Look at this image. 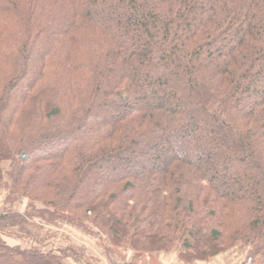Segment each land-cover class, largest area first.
<instances>
[{"label":"trees","instance_id":"16d2710c","mask_svg":"<svg viewBox=\"0 0 264 264\" xmlns=\"http://www.w3.org/2000/svg\"><path fill=\"white\" fill-rule=\"evenodd\" d=\"M0 190V230L264 264V0H0Z\"/></svg>","mask_w":264,"mask_h":264},{"label":"crops","instance_id":"0c3cea01","mask_svg":"<svg viewBox=\"0 0 264 264\" xmlns=\"http://www.w3.org/2000/svg\"><path fill=\"white\" fill-rule=\"evenodd\" d=\"M4 192L0 190V213L3 209ZM23 203L19 206L21 211ZM27 233L18 228L7 227L0 230V241L15 251L35 249L40 252L49 250H70L75 255L64 264H132L137 258L131 252L113 251L95 231L86 232L70 222L44 224L34 222ZM246 248L236 246L201 264H244ZM135 258V260H134ZM137 264H182L172 255H160L153 259L141 257Z\"/></svg>","mask_w":264,"mask_h":264},{"label":"rangeland","instance_id":"374dc122","mask_svg":"<svg viewBox=\"0 0 264 264\" xmlns=\"http://www.w3.org/2000/svg\"><path fill=\"white\" fill-rule=\"evenodd\" d=\"M6 180H7V179H6ZM88 229H89V227H88ZM83 230H85L86 232H91V230H86V229H84V228H83ZM92 231H93V230H92ZM97 234L101 237L102 242L105 243V237H104V236H101L100 233H97Z\"/></svg>","mask_w":264,"mask_h":264},{"label":"water","instance_id":"95a60500","mask_svg":"<svg viewBox=\"0 0 264 264\" xmlns=\"http://www.w3.org/2000/svg\"><path fill=\"white\" fill-rule=\"evenodd\" d=\"M22 158H23V156H22Z\"/></svg>","mask_w":264,"mask_h":264}]
</instances>
